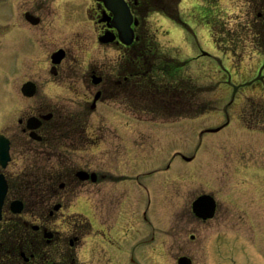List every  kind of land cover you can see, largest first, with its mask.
<instances>
[{"label":"flooded vegetation","instance_id":"flooded-vegetation-1","mask_svg":"<svg viewBox=\"0 0 264 264\" xmlns=\"http://www.w3.org/2000/svg\"><path fill=\"white\" fill-rule=\"evenodd\" d=\"M227 1L123 0L125 17L121 0H0V133L10 153L0 173L8 190L19 189L29 176L38 191L29 206L21 199L22 213L3 204L0 230H12L17 245L0 243V264H129L128 255L138 261V247L154 252L157 264H178L184 256L194 264L202 238L207 248L214 245L202 229L227 217L218 214V203L210 218L197 215L193 191L176 205L175 215L139 220L132 191L136 173L117 170L137 155L143 138L137 130L138 109L144 108L138 95L158 89L152 79L160 61H174L158 49L150 17L160 15L172 29H188L186 17L198 14L204 25L224 30L227 24L214 15L226 12ZM231 1L250 13V0ZM256 2L260 6L263 0ZM242 24L248 27V18ZM30 117L38 123H28ZM106 157H114L115 173L106 169ZM167 168L144 177H159L166 186ZM108 180L124 186L108 189ZM80 188L91 211L87 215L71 210ZM143 190L149 195L146 185ZM108 200L117 207L110 221L104 215ZM146 201L145 213L154 203L150 197ZM91 234L94 242L98 236L97 245L90 243Z\"/></svg>","mask_w":264,"mask_h":264},{"label":"rangeland","instance_id":"rangeland-1","mask_svg":"<svg viewBox=\"0 0 264 264\" xmlns=\"http://www.w3.org/2000/svg\"><path fill=\"white\" fill-rule=\"evenodd\" d=\"M220 16V21L226 23L227 26L224 30L215 29L213 37L223 40L225 44L222 45H216L208 38V30L205 28L203 31L198 30L189 22H187L188 29L170 30L166 37L161 30L163 28L160 24L161 20L156 16L150 19L154 27L158 28L160 44L166 48V44L170 42L168 45L176 48L175 53L179 59L193 57L200 51L205 53V55L192 59L184 67L183 75L195 76L196 84L205 86L207 89H203L202 94L198 93L202 105L205 108L215 105L216 108L193 118H181L168 123L166 129H154L147 124H139L137 130L142 135L151 137L166 135L162 148L158 154L153 150L156 155L153 153L130 156L127 166L119 167L121 170L117 171L127 170L141 173L136 174L135 177L137 209L141 212L147 205V195L143 187L148 186L147 179L142 173L151 169L152 166L165 167L174 152L192 155L193 158L190 161L179 157L171 161L169 169L176 170L166 178V186L165 181L157 179L159 177L148 178L153 187L154 203L151 215L163 218L172 216L176 205L189 195H193L192 188H206V191L211 189L221 203L219 215L222 212L227 215L225 219H217L218 221L202 229L207 230L204 236L214 242L211 247L215 246L214 256L217 264H246L248 260L252 263L258 260V264H264V132L261 128V131H258L243 126L250 118L248 116L250 105L253 103L257 105L261 96H264V78H258L264 75L262 58L256 52L254 46L256 41L251 29V26H256L259 20L254 11L247 14L233 4ZM247 18L250 27L243 30L240 26ZM163 25L166 27L165 24ZM214 83H217L216 87L211 85ZM210 85L215 89L208 91ZM58 92L64 94L63 91L58 90ZM103 109L107 108L100 107V110ZM10 118H12V111L9 113ZM122 118L119 116V119ZM219 126L222 127L216 131H210ZM82 147L84 148L83 145ZM149 148L142 143L136 150L149 152ZM17 159L19 163L21 159ZM114 161V157H106V169L112 167ZM250 170L251 175H249ZM248 177L250 182L248 181L247 186L251 188L246 189L243 185ZM255 180L259 185L255 183ZM107 183L109 184L108 189L110 186L112 188L124 186L123 181L115 184L116 181L108 180ZM189 188L190 190H187ZM235 189H237L236 197H233L232 192ZM106 196L116 202L118 200L116 195L113 198L112 193H106ZM257 199L259 200L258 205L254 203ZM113 200L107 201L108 211L104 214L109 220H112V214L117 208ZM76 203L79 205L77 204L78 207L74 209L84 213L86 205L83 204L82 199ZM246 204L251 206V210L255 208L258 211L256 214L260 215L258 220H248L247 213L243 211ZM132 206H134V200H131V204L125 207L130 208L128 213L133 212ZM253 214L255 213H250L252 216ZM109 233L113 236L112 231ZM252 233L257 238H243H250ZM204 242L208 243L202 238L201 246L202 244L203 246L193 255L194 264H206L208 256H212L213 252H207L208 248ZM91 243L94 244L93 241ZM139 248L141 247L135 251L137 260L142 264H150L143 255L145 249Z\"/></svg>","mask_w":264,"mask_h":264},{"label":"trees","instance_id":"trees-1","mask_svg":"<svg viewBox=\"0 0 264 264\" xmlns=\"http://www.w3.org/2000/svg\"><path fill=\"white\" fill-rule=\"evenodd\" d=\"M248 116L250 117L249 120H247L249 124H254V120L264 123V99H261L257 105L255 103L250 105Z\"/></svg>","mask_w":264,"mask_h":264},{"label":"water","instance_id":"water-1","mask_svg":"<svg viewBox=\"0 0 264 264\" xmlns=\"http://www.w3.org/2000/svg\"><path fill=\"white\" fill-rule=\"evenodd\" d=\"M6 150V148L4 147L3 149H2V151H5ZM2 192H0V203H1V198H2ZM202 199H204V197H200L199 199H198V201H199V204L201 205V206H203V207H205V208H207L208 206L206 205V202L204 201V200H202ZM209 208V207H208ZM209 211V210H208ZM207 211V212H208ZM209 213V212H208Z\"/></svg>","mask_w":264,"mask_h":264},{"label":"bare ground","instance_id":"bare-ground-1","mask_svg":"<svg viewBox=\"0 0 264 264\" xmlns=\"http://www.w3.org/2000/svg\"><path fill=\"white\" fill-rule=\"evenodd\" d=\"M254 264H258V260H256V262Z\"/></svg>","mask_w":264,"mask_h":264}]
</instances>
